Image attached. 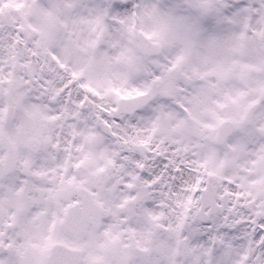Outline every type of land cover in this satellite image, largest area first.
Instances as JSON below:
<instances>
[{"label":"snow or ice","instance_id":"snow-or-ice-1","mask_svg":"<svg viewBox=\"0 0 264 264\" xmlns=\"http://www.w3.org/2000/svg\"><path fill=\"white\" fill-rule=\"evenodd\" d=\"M0 264H264V0H0Z\"/></svg>","mask_w":264,"mask_h":264}]
</instances>
